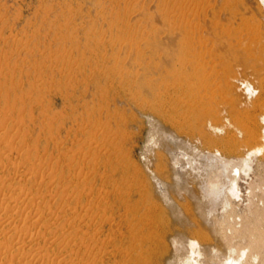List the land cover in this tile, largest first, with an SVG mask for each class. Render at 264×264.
Here are the masks:
<instances>
[{"label": "rangeland", "instance_id": "obj_1", "mask_svg": "<svg viewBox=\"0 0 264 264\" xmlns=\"http://www.w3.org/2000/svg\"><path fill=\"white\" fill-rule=\"evenodd\" d=\"M259 5L0 0V264L176 263L188 223L170 214L169 200L203 224L204 211L191 178L176 191L158 174L174 173L176 144L188 145L192 124L178 120L192 123L195 99L202 119L212 94L248 96L230 77L254 65L263 76ZM197 68L208 73L194 78L205 102L176 78Z\"/></svg>", "mask_w": 264, "mask_h": 264}, {"label": "bare ground", "instance_id": "obj_2", "mask_svg": "<svg viewBox=\"0 0 264 264\" xmlns=\"http://www.w3.org/2000/svg\"><path fill=\"white\" fill-rule=\"evenodd\" d=\"M257 1L258 5L262 3V7L259 5V10L261 19L264 21V0ZM220 51L218 52L220 53ZM231 57L235 59L234 56ZM199 67L201 68V66ZM179 69L177 70L176 67L177 74ZM221 69L228 70L227 67ZM198 71L199 68H197L196 74L192 75V72L188 71L181 73V69L179 75L175 76L180 83L188 85L190 96L195 98L196 95H202L204 91L202 89L204 88L201 85L197 86L194 83V78L199 77L198 81L201 82H205L208 78V73L205 71L197 73ZM250 71L248 74L238 75L241 81L238 79L237 74L235 77H230L232 80L229 78L233 88H245L248 96L241 92L237 94L235 92L223 93L221 94L222 98L219 96L220 99L217 101L215 99L219 94L217 96L212 94L218 93L215 85L216 87L211 88L212 90L208 88L209 91L211 90L210 95L212 94L214 97L210 98L212 95L206 94V96H209L208 100L210 99V102L204 103L205 101L202 99L204 95L201 97L206 106L203 103L200 106H205L206 112L207 109L209 111L211 109L212 113L209 112L210 115L204 113V109L200 112V114H205L204 119H197L196 116L199 115L198 111H200L198 109L200 101L198 100L197 108V103L194 104L196 99H193V104L189 105L193 113L197 111L198 115L196 114L195 118L192 119L195 123L193 121L191 123V117L188 115L185 118H183V115L182 119L178 120L182 124H185V122L192 124L189 129L187 128L189 130L187 133L189 132V135H192H190L191 137L188 136L190 140L187 141L188 145L185 147L175 143L177 152L172 153L174 173H157L159 175L158 182L160 187L170 184L171 188L177 191L185 189L182 185L183 181L187 182L186 179L188 180L185 175L191 178L192 182H195L194 187L197 188V195L199 196L196 208L203 209L205 224L200 223L201 220L197 221L198 219L193 216L194 212L191 214L184 212L182 205H179L176 200L174 201V198L169 200L170 214L172 216L177 215V219H182L183 224L186 222L189 224L186 223V231L181 232L185 248L183 247L182 255L173 264H264V105H260L262 112L254 115L261 132L257 131L255 125L254 128L250 125L254 120L251 117L252 109L260 104L257 103L258 100H264V69L262 70L263 76L259 79L255 77V73L260 71L258 65L251 66ZM163 76L161 79L165 81ZM185 84L182 87H185ZM211 85H213L212 82ZM211 85L210 87H213ZM178 88H181V85ZM181 95L179 96L181 97ZM206 96L205 100L207 99ZM208 103L210 104L209 107L207 106ZM213 103H215V107ZM183 126L186 129L187 126ZM246 132L247 135L245 136ZM183 136L185 139V135ZM171 141L178 142V138L175 136ZM162 189L166 191L165 187ZM196 208L193 207V209ZM146 210V213L150 212V208L147 207ZM151 215L153 216L152 213ZM14 218L15 214H12L8 219ZM166 220L168 219L166 218ZM143 228L146 227L144 226L141 229ZM166 236L163 238H166ZM154 240L152 242H159L156 238Z\"/></svg>", "mask_w": 264, "mask_h": 264}]
</instances>
